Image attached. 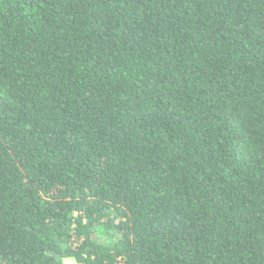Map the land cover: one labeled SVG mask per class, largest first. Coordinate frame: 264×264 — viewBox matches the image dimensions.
Instances as JSON below:
<instances>
[{
    "label": "trees",
    "instance_id": "trees-1",
    "mask_svg": "<svg viewBox=\"0 0 264 264\" xmlns=\"http://www.w3.org/2000/svg\"><path fill=\"white\" fill-rule=\"evenodd\" d=\"M264 264V0H0V264Z\"/></svg>",
    "mask_w": 264,
    "mask_h": 264
},
{
    "label": "rangeland",
    "instance_id": "rangeland-1",
    "mask_svg": "<svg viewBox=\"0 0 264 264\" xmlns=\"http://www.w3.org/2000/svg\"><path fill=\"white\" fill-rule=\"evenodd\" d=\"M64 264H75L72 261H64Z\"/></svg>",
    "mask_w": 264,
    "mask_h": 264
}]
</instances>
